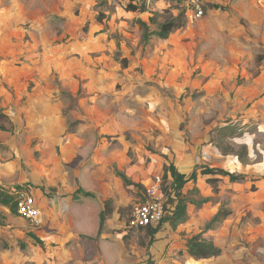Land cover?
I'll return each instance as SVG.
<instances>
[{
  "label": "rangeland",
  "instance_id": "374dc122",
  "mask_svg": "<svg viewBox=\"0 0 264 264\" xmlns=\"http://www.w3.org/2000/svg\"><path fill=\"white\" fill-rule=\"evenodd\" d=\"M131 1L150 3L0 0V108L11 116L0 123L9 128L0 129V187L17 198L26 185L43 214L36 226L0 202V264H264V0H220L194 20L183 1L156 0L149 9L185 25L148 58ZM170 164L187 176L205 166L242 174L216 193L198 180L183 189L233 210L203 233L220 256L199 259L185 245L215 207L188 204L185 222L164 221L154 236L130 227ZM79 187L95 197L73 200Z\"/></svg>",
  "mask_w": 264,
  "mask_h": 264
},
{
  "label": "trees",
  "instance_id": "16d2710c",
  "mask_svg": "<svg viewBox=\"0 0 264 264\" xmlns=\"http://www.w3.org/2000/svg\"><path fill=\"white\" fill-rule=\"evenodd\" d=\"M155 1L156 0H150L149 1L150 3L143 2L140 5H137V3L135 4L131 1L127 7V10L133 11L137 15V22L140 26V29L142 30V37L140 41L141 54L143 57L146 58L152 55L155 47L159 45L160 39L167 38L169 34L175 32L176 30L182 28L185 25V22L182 18L183 15H178L175 17L174 16L166 17L164 13H161L156 9H149L148 6L151 5L152 3L154 4ZM214 6L212 5V7ZM144 11H148L150 13L147 21L139 17L140 12H144ZM151 26H153V28ZM123 62L126 66L127 58H125ZM10 118L11 116L8 113H6L3 108H0V123H3L4 121H10ZM76 124H78V121H76L74 124L72 123L71 125H69L66 129V132L74 131ZM0 129L4 131L9 130V128L5 127L4 125H0ZM218 130L217 132H221V137H226L228 136L227 135L228 130L231 129L228 128L227 126H223ZM246 153L247 150L243 149L242 152L237 153V155L239 156L240 159H243ZM199 174L202 176H207L206 182L213 187V192L215 193L218 192V187H217L218 182L224 180V178H227L229 182H237L241 180L243 177L242 174H236L235 172L232 171L218 169L210 166H205L202 167L201 169L195 168L187 176V174L179 171L178 168L173 164L166 166L163 174V185L164 182L170 180L171 178L173 179V183L171 184V187H169V192H168V200H169L168 202L171 203V210L166 212V215L163 218L162 222L159 224V226L157 227L147 226L145 228H140V229H144L146 234L150 236H154L156 235L160 225L164 221L170 222L173 227H176L180 223L185 222L189 216V212H188L189 203L196 204V206L199 207L202 204L207 203L209 201L216 202L217 200H215L214 197H202L201 199L195 200L189 197L184 192L183 190L184 187L189 182L192 181L196 182ZM25 186L26 185L24 184L16 185V187L19 188V190H22V188ZM164 189L165 192L167 193L166 190L167 184L165 185ZM71 196L73 200H81L82 197H86V198L94 197L95 194L91 191H87L83 189L82 187H79L73 192ZM0 202L3 205L8 206L13 212L17 211L16 196L10 194L1 187H0ZM112 212H113V208L111 206V200L108 199L106 200L105 205L99 214L98 234L102 232L108 218L112 215ZM232 213L233 210L231 208L227 207L225 204H222L219 207L218 211L211 217V219L205 223L203 231L191 236L186 241L185 245L190 251V253L199 259H207L215 256H220L222 254V248L216 245L213 240L204 237L203 233L217 227ZM28 237H30L33 240L34 244L36 245L37 244L45 245L44 240L33 232H29ZM21 246H25V244L23 243Z\"/></svg>",
  "mask_w": 264,
  "mask_h": 264
},
{
  "label": "built area",
  "instance_id": "2783aa9c",
  "mask_svg": "<svg viewBox=\"0 0 264 264\" xmlns=\"http://www.w3.org/2000/svg\"><path fill=\"white\" fill-rule=\"evenodd\" d=\"M187 7L191 20L200 19L206 11L220 0H182ZM17 210L20 215L38 226L43 223V214L32 194L19 191L16 198ZM166 215L163 179L157 176L147 185L144 198L133 207L129 224L131 228L140 229L147 226L157 227Z\"/></svg>",
  "mask_w": 264,
  "mask_h": 264
},
{
  "label": "crops",
  "instance_id": "0c3cea01",
  "mask_svg": "<svg viewBox=\"0 0 264 264\" xmlns=\"http://www.w3.org/2000/svg\"><path fill=\"white\" fill-rule=\"evenodd\" d=\"M232 172H234V171H232ZM206 178H207V176H202V175H199V179L197 178V184H198V186H203L202 185V183L201 182H205L206 183ZM193 182V181H192ZM207 184V183H206ZM87 191H89V190H87ZM92 192V191H91ZM94 193V192H93ZM95 194V193H94ZM201 196H203V197H210V196H213V195H201ZM95 197V196H94ZM88 198H93V197H88ZM190 205H192V203H189ZM220 204H221V202H218V201H216V202H213V201H209V202H207V203H204V204H202L200 207V210L202 211L203 209H205V208H213V207H215V211H214V213H213V215L218 211V209H219V206H220ZM190 205H188V207H189V215L191 214L190 213ZM194 205H196V204H194ZM216 205H219L217 208H216ZM101 212V211H100ZM211 219V218H210Z\"/></svg>",
  "mask_w": 264,
  "mask_h": 264
},
{
  "label": "water",
  "instance_id": "95a60500",
  "mask_svg": "<svg viewBox=\"0 0 264 264\" xmlns=\"http://www.w3.org/2000/svg\"><path fill=\"white\" fill-rule=\"evenodd\" d=\"M162 264H169V263H162Z\"/></svg>",
  "mask_w": 264,
  "mask_h": 264
}]
</instances>
